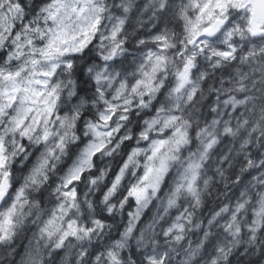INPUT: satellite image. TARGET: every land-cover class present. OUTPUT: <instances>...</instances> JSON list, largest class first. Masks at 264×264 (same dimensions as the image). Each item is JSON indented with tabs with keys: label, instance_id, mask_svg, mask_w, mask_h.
I'll return each instance as SVG.
<instances>
[{
	"label": "clouds",
	"instance_id": "1",
	"mask_svg": "<svg viewBox=\"0 0 264 264\" xmlns=\"http://www.w3.org/2000/svg\"><path fill=\"white\" fill-rule=\"evenodd\" d=\"M262 4L0 0V264H264Z\"/></svg>",
	"mask_w": 264,
	"mask_h": 264
},
{
	"label": "snow or ice",
	"instance_id": "2",
	"mask_svg": "<svg viewBox=\"0 0 264 264\" xmlns=\"http://www.w3.org/2000/svg\"><path fill=\"white\" fill-rule=\"evenodd\" d=\"M223 2V0H218V3H222ZM262 10H264V4H262ZM226 55H227V53H226Z\"/></svg>",
	"mask_w": 264,
	"mask_h": 264
}]
</instances>
